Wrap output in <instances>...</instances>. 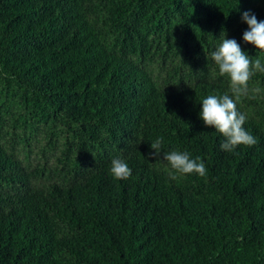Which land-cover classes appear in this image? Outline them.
<instances>
[{
    "label": "trees",
    "instance_id": "16d2710c",
    "mask_svg": "<svg viewBox=\"0 0 264 264\" xmlns=\"http://www.w3.org/2000/svg\"><path fill=\"white\" fill-rule=\"evenodd\" d=\"M247 10L264 21V0H0V91L19 106L0 99L1 130L62 126L68 151L61 180L32 187L42 167L0 140V264H264V73L237 102L254 146L221 150L200 117L204 98L232 95L211 55L224 34L264 57L243 40ZM153 54L180 57L165 86L143 64ZM173 150L206 176L171 179Z\"/></svg>",
    "mask_w": 264,
    "mask_h": 264
},
{
    "label": "clouds",
    "instance_id": "9594fccd",
    "mask_svg": "<svg viewBox=\"0 0 264 264\" xmlns=\"http://www.w3.org/2000/svg\"><path fill=\"white\" fill-rule=\"evenodd\" d=\"M241 18L248 25V29L243 33V40L264 51V21H258L251 10L244 11ZM211 55L218 66L219 75L229 77L232 95L225 93L222 96L209 95L204 98L200 117L206 126L213 127L225 137L220 145L221 150L231 153L238 145L254 146L257 140L244 128L246 116L237 110V102L242 96L248 95V82L252 76L256 72L264 73V63L259 58L251 60L235 39L224 38ZM259 91L254 90L257 93ZM162 144L163 137L151 142V149L154 151L149 153V157H160ZM163 159L174 170L169 172L173 180L177 178L176 173L197 174L201 177L207 174L204 162L199 157L190 158L188 152H165ZM110 172L117 180H127L132 174L128 164L120 158L111 161Z\"/></svg>",
    "mask_w": 264,
    "mask_h": 264
},
{
    "label": "rangeland",
    "instance_id": "374dc122",
    "mask_svg": "<svg viewBox=\"0 0 264 264\" xmlns=\"http://www.w3.org/2000/svg\"><path fill=\"white\" fill-rule=\"evenodd\" d=\"M224 38L234 39L233 35L228 33L223 35ZM220 39L216 43L215 48H217L222 40ZM180 57L171 54L170 56L161 57L158 54H153L152 57L144 60L143 63L146 68L150 71V74L156 77L159 86H165L164 79H170L172 77L167 76L168 72L171 71L172 67L177 64L176 61ZM262 63H264V57L260 58ZM254 61V60H253ZM209 69V74L210 73ZM208 70L205 71L207 73ZM178 78V76H177ZM180 79V78H179ZM176 81V80H175ZM248 87L262 90L261 85L258 83V79L255 82L252 78L248 82ZM0 99L4 103H11L12 110L18 109L19 106L16 100L11 96H6L5 91H0ZM260 96V95H258ZM3 103H0V109ZM1 123V121H0ZM33 126L28 127L25 132L21 127H14L10 123L5 125L4 129L0 127V140L4 142L7 148L17 157L21 163L27 168L32 169L35 167H42V171L30 179V184L32 187H42L43 185H48L52 181H60L61 176L59 172H53L52 168L58 162V157L63 156L66 151V135L64 131L65 128L61 126L60 132L54 133L53 135H48L42 121H32ZM26 133V134H25ZM63 151V153H62ZM162 165L171 171L170 165L164 159H161ZM160 163V162H159Z\"/></svg>",
    "mask_w": 264,
    "mask_h": 264
}]
</instances>
